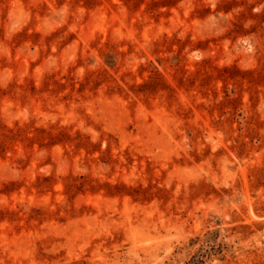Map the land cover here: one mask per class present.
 Masks as SVG:
<instances>
[{"label":"rangeland","instance_id":"374dc122","mask_svg":"<svg viewBox=\"0 0 264 264\" xmlns=\"http://www.w3.org/2000/svg\"><path fill=\"white\" fill-rule=\"evenodd\" d=\"M0 264H264V0H0Z\"/></svg>","mask_w":264,"mask_h":264}]
</instances>
